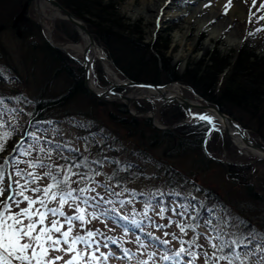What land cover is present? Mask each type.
Here are the masks:
<instances>
[{
	"label": "rangeland",
	"instance_id": "obj_1",
	"mask_svg": "<svg viewBox=\"0 0 264 264\" xmlns=\"http://www.w3.org/2000/svg\"><path fill=\"white\" fill-rule=\"evenodd\" d=\"M84 1L86 5L90 4L88 6L95 2L110 4L113 10L104 13L103 18L120 23L121 25L116 23V28L120 27L118 30L123 28V24H128L124 23L122 19L128 20L133 24L132 30L136 32L133 38L138 39L139 36L145 43L154 44L156 50L151 53L144 46L139 51L140 55L145 57L143 65L146 66H140L137 60H134V63H128V65L123 62L117 63V54L97 33L98 30L101 32L102 28H105L102 33L106 34L105 32L110 31L108 29L111 24L107 22L109 24H106V27L105 25L100 27L98 20L92 16L93 13L87 7L79 11V17L89 24L99 42L122 71V74L118 73L122 79H125V76L132 78L129 73L139 75V72H150V64H156L157 69L161 70L159 75L161 80L164 82L179 81L187 86L183 93L188 97L194 99L190 90L193 88L201 97L213 102L207 94L201 91L203 89H196L185 79L181 80V77L178 79L177 73L173 71L172 67L177 69L178 74H183L187 69L193 72L196 63L202 61L211 52L232 54L239 52L242 48L249 54L255 52L258 58H264V19L261 18L264 17V0H239V10L242 15L230 22L227 29L219 30L218 37L210 40L212 29L209 27L199 30L198 17L188 21L187 16L184 15L181 18L168 21L159 16L154 23L153 20L147 22L145 15H135L137 8L142 7L145 0H135L134 2L133 0ZM27 3L26 0H17L15 4L6 3L3 5L8 13L14 11L22 16L23 6L26 4L25 18L20 26L22 30L12 27L13 18H6L3 14L0 16V26L8 24L0 27V100H2L0 116L9 124L8 127L0 128V131L12 133V137L6 141V150L0 153V160L12 152L18 141L22 138L28 139L25 136V129H28V132L34 131L39 135H46L49 140L70 142V147L78 148L85 154L90 153L92 158H96L99 154L97 142L101 145H110V147H105L104 155L112 160L120 161V163H106L103 165L102 171L111 176L115 166H119L130 180L123 186L112 185L116 192H121L123 188L130 191L124 192L121 196H111L110 199L115 203L109 207L114 206L117 212L110 213L106 219L92 221L88 227L92 230H100L106 236L111 237L112 239L108 241L109 246L118 256H122L123 249L128 248L131 250L129 254L134 257L132 260L113 258L110 260V264H136L135 257L147 260V253L153 251L159 254L168 253L170 248L178 249L180 247L179 239L191 238V232L185 236L179 232L175 224L171 223L172 220L177 219L175 213L169 211L161 217L156 214L159 211L157 207L156 211L150 209L145 214L146 202L143 199L145 196L146 200L149 199L153 204L156 201H161L162 206L169 202L190 206L185 210L192 218L204 211L201 216L199 215L201 223L198 231L202 233L209 231L203 225V219L214 216L226 217L233 224L237 223V218L246 221L245 224L239 225V229L246 230L253 226L257 231L264 229V201L254 199L248 191V184L254 183L257 187L256 191L260 190L264 194L263 157L240 149L226 138L223 131L217 130L210 133L206 140V148L203 147L211 160L200 156V150L193 154L179 156L176 149L167 154L164 146L152 147L149 143L153 135L151 127L144 128L145 124L139 121L138 126L133 127L135 129L128 130L120 122L123 114L120 113L116 104L122 102L100 103L85 92H71L78 78L84 80L81 64L78 60L71 62L69 66L53 62V58L47 50V36L50 31L52 39L64 45L82 44L81 37L67 21L58 18L52 21L44 16H39L36 0H30V4ZM131 4V10L127 11V7ZM169 5L166 13L180 12L187 7V1L171 0ZM231 5L230 3L229 6L220 9L221 17L217 21L214 20L212 26L218 24L219 21H224L225 24L228 22ZM45 10L48 17L60 16L49 6ZM40 21L43 28L39 24ZM153 26H155V30L150 35ZM46 27L49 28V31ZM258 29L260 30L258 31ZM121 33L122 31H119L116 36L122 35ZM177 33L186 34L180 43L175 41ZM128 36L131 35L128 34ZM231 38L238 40L239 44L231 46L229 44ZM181 43L186 48L183 56H179L182 49ZM116 50L118 52V49ZM57 51L61 52L59 49ZM78 57L81 59V54H78ZM95 67L100 86L112 85L114 80L107 75L98 62ZM121 91L128 92V90L122 89ZM37 102L44 105L45 103H55L56 105L41 112V119L35 120L33 115L37 108ZM152 105V102L148 100L135 101L134 112L151 108L157 109L156 117L161 126L174 124L183 119L181 118L183 112L179 106ZM203 114L212 117L208 112ZM236 115L244 120V125L248 128L252 138L264 142V137L256 130L258 127L256 120L249 114L236 113ZM213 121L216 128H220L218 121L214 118ZM143 130L149 134L142 137L140 132ZM78 137H89V140L86 142ZM144 143L149 149L144 148ZM113 146L118 147V152H110L109 148ZM142 149L149 152L142 153L140 152ZM64 154L69 155L70 153L65 150ZM13 155L15 154L13 153ZM57 162L62 163L59 160ZM129 163L133 165L131 169L127 168ZM104 179V176L97 177V180L100 181ZM75 186L73 185V187ZM161 193L163 196L160 195ZM176 193L180 195H175ZM4 195L6 197L8 193L5 192ZM129 200L132 202L128 203ZM16 210L14 209V211ZM65 211L68 214H73L67 206H65ZM114 216L122 219L127 216L128 219L124 223L127 227L122 226L123 224L119 225ZM181 219L188 223L196 222L189 216ZM249 221L251 224L245 227ZM159 225H167V227H159ZM224 230L233 232L238 229L226 227ZM164 232H175L179 239L173 240L171 236L165 237ZM154 237L168 239L171 243L155 245L148 241L153 239L159 242V239H154ZM138 241L140 243H137ZM199 243L205 246L206 251L211 252L203 236L200 237ZM157 264H173V262L161 261L158 255ZM198 264H205L203 257L200 258Z\"/></svg>",
	"mask_w": 264,
	"mask_h": 264
},
{
	"label": "snow or ice",
	"instance_id": "obj_2",
	"mask_svg": "<svg viewBox=\"0 0 264 264\" xmlns=\"http://www.w3.org/2000/svg\"><path fill=\"white\" fill-rule=\"evenodd\" d=\"M190 115L214 126L211 116ZM8 126V121L0 116V128ZM25 135L28 139L22 138L12 152L0 160V264H110L113 258L132 260L130 249H123V255L118 256L109 246L111 237L88 227L92 221L106 219L110 213L117 212L114 206L109 207L115 203L111 196L130 191L127 188L115 191L111 183L116 176L115 169L111 176L102 171L106 163H120L104 155L105 147L110 145L97 142L99 154L92 158L90 153L70 147V142L49 140L46 135L34 131ZM11 137V132L0 131V153L6 150V141ZM78 139L87 142L89 137ZM65 150L70 154L65 155ZM132 167L131 163L127 165L128 169ZM100 176L105 179L97 180ZM5 192L8 193L6 197ZM65 206L73 214H68ZM157 207L158 216L163 217L169 211L175 213L177 219L171 223L180 233L187 236L191 232L192 236L184 240L175 232H164L165 237L179 239L180 247L170 248L168 252L171 254L147 253V260L135 257L136 264H157L158 255L161 261L173 264H198L201 257L205 264H264V233L258 232L254 226L239 229V225L246 221L237 218V223L233 224L226 217L204 218L202 223L209 231L202 233L198 231L199 215L192 218L185 210L190 206L172 202L162 206L161 201L155 204L148 201L144 206L145 214L150 209L156 211ZM185 216L196 222L182 220ZM226 227L238 230L225 232ZM201 236L211 252L199 243ZM159 243L169 245L171 241L159 239Z\"/></svg>",
	"mask_w": 264,
	"mask_h": 264
},
{
	"label": "trees",
	"instance_id": "obj_3",
	"mask_svg": "<svg viewBox=\"0 0 264 264\" xmlns=\"http://www.w3.org/2000/svg\"><path fill=\"white\" fill-rule=\"evenodd\" d=\"M29 1L30 0H26V2H28L27 4H30ZM59 1L77 16H80L79 11L82 10V8L87 7V9L91 13H93L92 16L98 20L100 27L104 25L106 27V24H111L109 25L108 29L110 31L105 32L106 34L102 33V30H104L105 28H102L101 32L98 30L97 33L105 40V42L109 46H111L112 50L117 54V63L123 62L124 64L128 65V63L137 60L139 61L138 64L140 66H146L143 65L145 57L141 56L139 53V51L142 50V46L147 47L149 53L156 50L154 44L145 43L142 37L138 36V39L133 38V36L136 35V32L132 30L133 24L128 20L124 21V19H122L124 23L128 24H123V28L121 30H118L120 29V27L118 26V28H116V23H118L117 21L111 22L110 20H107V18H103L104 13H108V11L113 10L110 4L106 5L100 2H95V4L93 3V5L88 6L90 4L86 5V2L84 0ZM16 2L17 0H0V16L1 14H3L6 18H13L12 21L14 23L12 22V27L22 30V27L20 26L21 22L24 20L23 18H25V11L27 10V8H25L26 4H24L23 6L22 16L21 14H17L16 12L14 13V11L8 13L7 10H5L6 7L3 6L6 3L15 4ZM2 11L6 13H3ZM7 21L9 22L8 19ZM118 24L121 25L120 23ZM7 25L8 24H4L0 27H4ZM37 27L39 29L38 25ZM119 31H122V35L119 34L118 36H116ZM22 32L25 35L24 31ZM128 34L131 36H128ZM43 40H45V38H43ZM115 48L118 49V52ZM47 50L49 51L50 56L53 58V62L59 63L62 66H69L71 62H75V60L70 58L62 50H60L61 52L57 51L58 49L52 46V44H50L49 42L47 43ZM164 64L167 65V63L165 62ZM172 69L175 73H177L178 79H180L181 77V80L185 79L196 89H203L201 91L207 94L209 99L218 104L223 112L231 115L242 124H244V120L238 117L236 113H244L246 115L249 114L254 120L258 122V127L257 129H255L264 137V58H258L255 52L249 54L243 48L239 52H234L232 54H222L218 51H215L213 53L211 52L207 54V56L202 61L197 62L193 72H190L191 70L187 69L183 74H178L175 67H172ZM150 70L151 71H148L147 73L138 71L139 75H131V73L129 74L132 79L135 80L165 83L159 77L161 70L157 69L156 64H150ZM174 76L176 77V75ZM71 92H85L87 95H89L84 89L83 79L81 78H78L74 88L71 89ZM55 105V103H45L44 105L37 102V108L33 115V118L35 120L41 119L42 116L40 115V113L46 109L55 107ZM116 105L119 107L120 113L123 114V116L121 117L122 119L120 118V122L123 123L124 126L128 128V130L135 129L133 127L138 126L139 121H142L145 124L143 126L144 128L149 129V127H151L153 135L150 138L149 143L152 147L164 146L166 147L165 152L167 154L176 149L178 150L177 154L179 156L189 153L193 154L198 152L197 150H200V156L208 158L207 154L203 150L204 141L206 140V135L208 133V125H206L205 123L195 125L184 124L172 129L160 130L152 125L150 118L135 117L133 115H130L125 104L117 103ZM181 111L183 112L181 118H185L187 116V112L182 107ZM140 133L142 137L149 134V132L144 130ZM144 144V148L149 149L147 147V144ZM109 149L110 152H118L119 150L117 146H113ZM146 149H142L140 152H149ZM208 160L211 159L208 158ZM114 169L116 170V176L111 181L112 184L123 186L124 183L130 180L129 176L126 175L119 166H115ZM248 191L254 199L264 201L262 197L259 196V194L256 192L252 184H248ZM143 199H145L144 201L146 203L149 201V199L146 200V196ZM203 213L204 211L200 212L199 215L201 216V214ZM114 217L116 218V221L119 225L123 223L122 219L119 220L118 217ZM249 224H251L250 221L247 222V225L245 227L249 226ZM258 232L264 233V229ZM148 241L152 242L155 245L160 244L158 241H155L153 239H149ZM167 254L171 253L168 252Z\"/></svg>",
	"mask_w": 264,
	"mask_h": 264
},
{
	"label": "water",
	"instance_id": "obj_4",
	"mask_svg": "<svg viewBox=\"0 0 264 264\" xmlns=\"http://www.w3.org/2000/svg\"><path fill=\"white\" fill-rule=\"evenodd\" d=\"M43 1L50 8L59 13V19L68 21L72 28L80 35L83 40L82 46V61L84 73V88L85 90L96 97L101 102H123L126 104L130 113L135 116H142L148 114L151 118L155 127L159 129H169L175 125L168 127L160 126L156 121L157 110H147L141 113L134 112L133 101L149 99L152 100L160 106L166 102H174L178 105L183 106L189 112V118L183 120L180 123H193L192 119L195 115H204L203 113H211L212 118L216 119L220 124L221 128H216L215 126L208 124L211 130L216 129L219 131H224L227 138L236 146L241 149L252 150L261 157L264 158V143L259 142L252 138L249 134V130L243 126L239 121L231 117L230 115L224 113L221 108L214 103L204 99L199 94H197L193 89L191 92L194 95V99L187 97L182 92L173 91L172 88L179 86L180 88H187L186 85L175 81L165 84H155L151 82H139L130 78L122 80L117 77V81L113 83L110 87L100 88L95 83V61L99 60L100 64L104 67L106 63H109L113 68L117 69L119 73H122L116 66L115 62L109 58L103 46H101L96 40L94 33L89 27V24L82 18L76 16L71 10L65 7L59 0H36ZM39 16H41L39 14ZM42 24V23H41ZM43 26V25H42ZM49 41L56 47L64 50L66 53L70 54L69 50L65 47ZM117 88H124L128 90V93H122L117 91ZM204 122V121H197ZM206 123V122H204Z\"/></svg>",
	"mask_w": 264,
	"mask_h": 264
},
{
	"label": "bare ground",
	"instance_id": "obj_5",
	"mask_svg": "<svg viewBox=\"0 0 264 264\" xmlns=\"http://www.w3.org/2000/svg\"><path fill=\"white\" fill-rule=\"evenodd\" d=\"M134 1L135 0H133V2ZM186 1H187V7L184 8L182 11L166 13L167 12L166 9L170 6L169 4L171 0H145L142 3V7L137 8L135 15L137 16L145 15L147 18V22H151L153 20L154 23L158 19L159 16H161L164 20H168V21L181 18L184 15L187 16L188 21H191L198 17L199 30H203L209 27H210L209 29H212V32L209 36V40L212 38L218 37L219 30L227 29V26L230 22L234 21L236 17L238 18L240 15H242L239 10V7H240V3H238L239 0L238 1L237 0H203V1L202 0H186ZM230 3L232 5H231V10L229 11V15H228V18H229L228 22L225 24L224 21H219L218 24L212 26L214 20L217 21L218 18L221 17L220 9L222 10L224 7L229 6ZM237 3H238V6H237ZM46 7H48V5L45 4L43 1H36V8H37L38 14L52 21H55L57 18L59 19L60 16L48 17L47 16L48 14L46 13V10H45ZM131 7H132V4L127 7V11H130ZM46 28L49 31V28L48 27ZM151 30L152 31L150 32V35L153 34L155 30V26H153V29ZM48 35L52 36L50 31L48 32ZM185 36H186L185 33L184 34L177 33L175 35V41L180 43V40H183ZM229 44L231 46H234V45L239 44V41L234 38H231ZM62 46L65 47L67 50H69L73 57L79 58L78 54L79 55L81 54L83 43L82 44H75V43L65 44ZM185 49H186L185 45L183 44L182 49L179 53V56L184 55ZM103 68L110 78H112L115 82L118 80L117 79L118 72L114 68H112V66L109 63H106ZM94 81L95 83H97L95 79ZM172 90L181 93V88L179 86L173 87ZM245 150H248V149H245ZM248 151L255 153L252 150H248Z\"/></svg>",
	"mask_w": 264,
	"mask_h": 264
}]
</instances>
